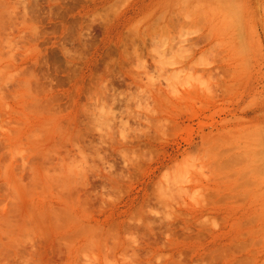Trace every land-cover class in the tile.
<instances>
[{"label": "rangeland", "instance_id": "obj_1", "mask_svg": "<svg viewBox=\"0 0 264 264\" xmlns=\"http://www.w3.org/2000/svg\"><path fill=\"white\" fill-rule=\"evenodd\" d=\"M0 264H264V0H0Z\"/></svg>", "mask_w": 264, "mask_h": 264}]
</instances>
